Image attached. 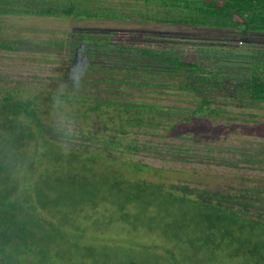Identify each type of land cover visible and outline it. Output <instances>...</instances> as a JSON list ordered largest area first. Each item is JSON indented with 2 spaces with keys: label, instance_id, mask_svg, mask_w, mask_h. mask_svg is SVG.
<instances>
[{
  "label": "trees",
  "instance_id": "trees-1",
  "mask_svg": "<svg viewBox=\"0 0 264 264\" xmlns=\"http://www.w3.org/2000/svg\"><path fill=\"white\" fill-rule=\"evenodd\" d=\"M0 16L187 25L230 30L239 38H196L186 48L165 32L87 25L30 48L28 40L4 39L0 31L1 51L28 50L46 62L63 63L59 81L45 95L14 87L0 98V128L12 136L5 140L8 150L0 145V264H264L263 189L254 188L253 197L170 186L126 178L109 164L105 168L112 172L98 181L89 145L65 146L74 137L88 144L97 138L109 156L105 162L111 161L109 154L125 146L130 131L174 133L182 122L225 117L230 106H264V43L258 42L264 39V0H0ZM128 33L138 38L129 39ZM78 60L89 69L84 87L66 92L62 105L81 104L82 118L115 111L119 121L112 123L109 138L91 136L87 127L69 132L45 116L44 104L50 107ZM164 98L173 102L164 104ZM38 140L55 151L46 154L51 167L42 170L27 153ZM127 148L149 149L133 143ZM102 203L111 207V220L115 216L130 233L145 229L147 235L138 241L82 242L87 227L103 223H88L90 215L86 222L80 214ZM250 208L260 211L258 217ZM151 238L171 247L161 253ZM129 240L134 246L122 247Z\"/></svg>",
  "mask_w": 264,
  "mask_h": 264
},
{
  "label": "rangeland",
  "instance_id": "rangeland-1",
  "mask_svg": "<svg viewBox=\"0 0 264 264\" xmlns=\"http://www.w3.org/2000/svg\"><path fill=\"white\" fill-rule=\"evenodd\" d=\"M87 25L100 28H133L165 32L169 36L167 39H181L186 48L191 47L196 38L214 42H236V39H239L234 31L204 29L187 25L112 20L80 21L38 16H0L2 38L16 40L24 38L30 42V48H34L36 44L46 45L57 39H63L67 31L77 32V27ZM125 36L129 39L138 38L132 33ZM262 41L264 42V39ZM53 55L55 58L57 53ZM46 58L41 53L28 50L21 52L0 50V98L8 92V89L14 87H25L26 90H32L33 94L41 90L44 91V95L46 91L52 90L54 87L52 82L59 81L57 77L60 76L63 63L46 62ZM162 101L164 104L173 102L167 98ZM44 108H48L45 116L50 124L61 123L73 133L87 127L91 136L100 133L98 136L100 140L113 136L112 123L119 121L117 113L107 109L97 114L91 113L88 118H82L80 115L85 108L77 103L55 106L50 102V107L44 104ZM227 109L225 117L196 118L191 122H182L174 133H167L165 130H160L157 134L130 131L122 140L125 146L109 154L111 161L105 162L109 156L103 150L102 143L96 142L97 138L92 139L88 144L82 137H74L72 138L73 143L65 146L85 149V145H89L88 151L97 161L98 181L112 172L110 167L105 168V164H109L120 175L134 180L163 182L170 186L190 185L199 190L205 188L225 193H247L255 197L252 192L254 188H261L264 191V106L261 103L255 108L230 106ZM3 122L4 118L0 115V124ZM105 122L108 128L105 127ZM10 133L0 128V145L6 150L9 144L5 140H10L12 137ZM193 135L198 136L193 139ZM131 143L141 147L147 146L149 149L139 152L130 151L127 146ZM51 152V148L43 140L32 143L27 150L30 157L35 156L36 170L51 167L50 158L46 155ZM247 159H253V161L250 162ZM262 196L264 197V193ZM248 211L255 217H258L260 213L256 208H250ZM261 213L264 214L262 209ZM87 214L90 215V220L85 216ZM110 215H112V209L105 203H102L98 209L87 207L80 217L86 222L89 220L88 223L92 224L100 220L99 223L102 222L104 226L98 223L99 225L87 227L81 241L86 244L117 243L125 238L138 241L147 235L145 229L130 233L127 225L115 221V216L111 220ZM81 220L80 218L76 222L80 223ZM149 242L151 244L158 242L156 243L160 246L158 251L164 254L165 247H171L170 244L165 245L164 240L155 241L151 238ZM124 243L125 245L122 246L124 248L133 245L130 240ZM97 246V248L105 247V245ZM122 252L124 251L120 253ZM192 264L198 263L194 261Z\"/></svg>",
  "mask_w": 264,
  "mask_h": 264
},
{
  "label": "clouds",
  "instance_id": "clouds-1",
  "mask_svg": "<svg viewBox=\"0 0 264 264\" xmlns=\"http://www.w3.org/2000/svg\"><path fill=\"white\" fill-rule=\"evenodd\" d=\"M88 65L79 60L73 66L72 74L69 76V82H64L62 88H58L57 95L53 97V103L55 106H60L63 103V98L66 92L71 91L78 93L83 87V81L88 72ZM63 119V117H62ZM68 149H65L67 151Z\"/></svg>",
  "mask_w": 264,
  "mask_h": 264
},
{
  "label": "flooded vegetation",
  "instance_id": "flooded-vegetation-1",
  "mask_svg": "<svg viewBox=\"0 0 264 264\" xmlns=\"http://www.w3.org/2000/svg\"><path fill=\"white\" fill-rule=\"evenodd\" d=\"M258 42H259L260 44H262V40H261V41L259 40ZM263 43H264V42H263Z\"/></svg>",
  "mask_w": 264,
  "mask_h": 264
}]
</instances>
